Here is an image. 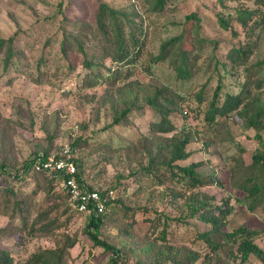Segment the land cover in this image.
<instances>
[{
    "label": "rangeland",
    "instance_id": "1",
    "mask_svg": "<svg viewBox=\"0 0 264 264\" xmlns=\"http://www.w3.org/2000/svg\"><path fill=\"white\" fill-rule=\"evenodd\" d=\"M150 1L154 3L153 0ZM148 2L149 0H0V38L14 37L16 54L14 65L9 67V70L14 69L15 72L5 76V51L0 53V170H3L2 165L6 166V172L0 175V187L11 186L16 190L21 188L23 193H31L36 178L15 182L14 179L7 178L8 173H15L14 169L22 168L36 151L50 150L52 155H55L65 146L75 148V158L83 159V164L91 167L85 172L91 184L97 188L118 185L117 196L122 198L127 206L147 207L152 210L148 215L141 213L136 216L134 233L141 243L145 240V235L151 233V229L148 231L151 226L148 220H153L156 216L161 217V213L175 219L180 217V213L159 199L158 195L165 187L151 189V192H155L152 197L149 193L134 195L139 188L135 182L136 178L133 177L137 166L126 159L123 148L142 147L138 142L139 138L149 134L151 122L159 121V117L152 108L142 102L133 107L130 105L126 96L127 84L133 82L142 86L149 84L160 88L172 87L189 97L207 87L206 97L211 101L221 84L223 88L219 94L223 98L224 94L237 93L238 84L243 81L244 69L238 70L237 74L230 65L226 68L223 66L230 49L251 43L255 45V50L248 67L264 61V31L257 32L251 40H246L240 27L235 26L239 36L234 38L221 30L216 20L218 14L234 15L242 0H230L226 6L219 0H166L163 13L152 11L151 2ZM101 3L120 10L122 14L129 16L128 21H123L143 29L144 54L135 65H123L122 74H132L129 82L121 81L114 87L103 83L97 88L82 90L81 82L85 70L78 66L77 70L71 72L68 68V63L61 53V30L64 28L69 34L75 35L82 33L83 38H89L91 32L95 31L97 9ZM244 3L252 6L251 3ZM60 4L63 5L62 11ZM63 10L67 12V18L62 15ZM191 14L199 18L202 40L206 44L193 77L183 82L176 79V71L168 62L152 65L149 60L160 55L163 43L176 39L183 32ZM91 41L90 49L96 46V41ZM184 44L185 49L191 50L192 37L187 36ZM192 54L194 56L195 52ZM72 56L76 64L82 62L80 56ZM41 61V70L46 77H50V81L38 86L34 80L40 77L37 69ZM99 65L105 75L117 67L110 59L100 62ZM148 68L150 72L147 71ZM46 77L41 79L45 80ZM10 80L12 84H9ZM208 102L204 101L199 106L198 101L193 98L186 106L193 108L188 110L189 117L184 119L183 116L177 115L174 118L180 132L186 120L184 130L192 133L193 143L189 150L195 152V155L185 164L201 162L203 166L199 170L200 174L218 180V185L206 190L219 197L226 194L233 197L236 210L230 218V230L248 224L249 227L264 231V206L252 212L249 209V201L245 199L246 193L237 189L235 183L232 184L234 180L241 183L243 175L254 173L249 171L248 167L252 165L253 154L259 149L263 150V146L256 139V132L247 128V123L242 120L234 122L233 119L212 132L204 121ZM262 104L264 105V91ZM129 107L133 108L128 117L130 124L113 127L115 115H121ZM76 141H79L77 145ZM240 148L244 154L240 152ZM107 157H112L110 163L107 162ZM235 159H239L244 167L231 174L230 169L235 167ZM104 169L106 175L97 177ZM120 176L123 178L118 180ZM37 202L40 208H46L44 195L40 194ZM86 218L87 216L78 217L68 231L70 234L76 233L79 238V244L71 251L68 264H109L111 255L96 248L86 235ZM161 220L163 223L166 221L164 217ZM7 222L6 218L0 217V228ZM185 222L174 223L170 230V244L176 248L186 246L192 249V241L197 238L199 232L208 231V227L192 219ZM106 235V239L119 248L133 243L123 238L116 226L109 229ZM257 242L264 250V236L259 237ZM0 246L9 251L18 263H22L40 249L55 248V241L49 236H35L30 239L13 230L0 241ZM139 257L144 258L131 255L128 264H135Z\"/></svg>",
    "mask_w": 264,
    "mask_h": 264
},
{
    "label": "trees",
    "instance_id": "2",
    "mask_svg": "<svg viewBox=\"0 0 264 264\" xmlns=\"http://www.w3.org/2000/svg\"><path fill=\"white\" fill-rule=\"evenodd\" d=\"M228 1L230 0H219L223 6H226ZM242 1L234 15L218 14L216 20L221 30L234 38L239 36V31L235 28L239 26L246 40H251L255 33L264 31V0ZM244 1L251 3L252 6ZM150 2L149 0L148 3ZM153 2V4L151 2L152 11L163 13L166 0H153ZM62 7L63 5L60 4L61 11ZM62 15L68 17L66 11ZM127 19L129 16L122 14L120 10L101 3L97 9L95 31L91 32L89 38H83L82 33L75 35L69 34L64 28L61 30L63 33L61 53L68 63V68L71 72L77 70L78 66L85 70L81 82L82 90L94 89L103 83L109 85L108 87H114L121 81L129 82L131 79L132 74L129 72L122 74L121 69L124 64L135 65L140 61L144 54L145 39L143 29L138 28L136 24L123 21ZM187 36L193 39L191 50L185 49L184 41ZM202 39L201 22L195 14H191L187 18L183 32L176 39L163 43L160 55L151 57L149 61L152 65L168 62L169 66L176 71V79L187 82L193 77L206 44ZM91 40L96 41V46L90 49ZM254 50L255 45L245 43L228 51L226 62L223 64L224 68L230 65L237 74L240 69H244L245 74L241 84H238V92L224 94L223 98L219 94L223 88L222 84L211 101L206 97L207 87L189 97L172 87L160 88L149 84L142 86L133 82L127 84L126 96L130 105L133 107L142 102L152 108L159 117V121L151 122L149 134L139 138L138 142L142 147L123 148L126 159L137 166L133 177L136 178L135 182L138 183L139 188L134 195L142 196L149 193L152 197L155 192H151V189L165 187L158 197L172 208L174 207L180 213V217L171 219L157 212L161 217L156 216L153 220H148L151 222L148 229V231L151 229V233H147L144 237L146 241L141 243L134 233L137 224L136 216L141 213L148 215L152 210L147 207H129L122 198L117 196L111 203V210L107 215H91L86 218L85 233L96 248L111 255L109 264H128L127 261L133 254L144 256L141 259L139 257L135 264H264V250L257 242L259 237L264 236V231L249 227L248 224L229 229L230 218L236 210L233 197L228 194L219 197L206 190L218 185V180L212 176L200 174L199 170L203 166L201 162L185 164L189 163L195 155V152L189 150L193 143L192 133L184 130L186 120L181 132L174 122L177 115L183 116L184 119L189 117L188 110L193 108L186 106L193 101V98L198 101L199 106L204 101H210L204 111V121L212 132L233 119L234 122L245 121L247 128L256 132L255 137L263 146V150L259 149L253 154L252 165L248 168L254 173H247L242 176L241 183L239 180H234L232 184L235 183L237 189L246 193L245 199L249 201V209L252 212L263 207L264 61L248 67ZM4 51L6 69L4 75L7 76L10 72H15L14 69L9 70L16 58L14 37L0 38V53ZM72 55L80 56L82 62L76 64ZM108 59L116 63L117 67L109 70V74L105 75L101 72L99 64ZM41 62L37 69L40 77L34 80L38 86H43L50 81V77H46L41 70L43 61ZM147 71L150 72V69L148 68ZM41 77L46 79L42 80ZM9 84H12V80ZM132 112L133 108L129 107L121 115H115L113 127L129 125L128 117ZM78 143L79 141H76L75 145ZM72 150L74 151L75 148ZM240 152L243 153L241 148ZM41 154H44L46 159L52 155L50 150L36 151L26 160L22 168H12L15 173L7 172V178H12L15 182H22V179L28 180V178H36V181L31 193H23L21 188L16 190L11 186L0 187V217L8 220L6 225L0 228V241L14 230L30 239L35 236L52 237L55 248L40 249L24 262L18 263L9 251L0 246V264H68L71 251L79 244L78 235L70 234L68 231L72 222L83 215L73 210L70 193L61 189L48 172L36 168V159ZM56 156L59 157L60 153ZM82 160L78 157L74 160L80 169L77 178L82 185L88 187L90 191H99L101 194L111 190L118 194V185L111 188L102 186L97 188L91 184L85 176V172L91 167L83 164ZM106 160L112 161V157H107ZM235 163V167L230 169L231 174L244 167L239 159H235ZM128 167L131 166L128 165ZM1 168L2 176L6 172H4L6 166L2 165ZM101 171L97 177L106 175L105 169ZM122 178L120 176L118 180ZM40 194L44 195L46 208H40L38 205L37 197ZM162 217L166 220L164 223L161 220ZM187 219L201 222L208 227V231L198 233L197 238L192 241L194 245L192 249L186 246L176 248L170 244V230L174 223L185 224ZM115 226L123 238L133 243L119 248L118 245L107 240L106 232Z\"/></svg>",
    "mask_w": 264,
    "mask_h": 264
},
{
    "label": "built area",
    "instance_id": "3",
    "mask_svg": "<svg viewBox=\"0 0 264 264\" xmlns=\"http://www.w3.org/2000/svg\"><path fill=\"white\" fill-rule=\"evenodd\" d=\"M75 157L72 148L65 146L59 157L56 154L47 159L44 154L37 157L36 168L48 172L61 189L70 193L74 211L83 216L107 215L111 210V203L117 198L115 191L101 194L82 185L77 178L80 169L74 161Z\"/></svg>",
    "mask_w": 264,
    "mask_h": 264
}]
</instances>
